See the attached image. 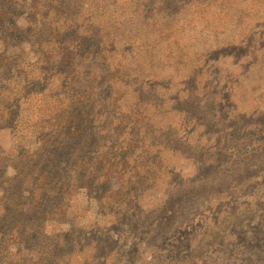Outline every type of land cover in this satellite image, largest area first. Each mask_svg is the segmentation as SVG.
<instances>
[{
  "label": "trees",
  "instance_id": "trees-1",
  "mask_svg": "<svg viewBox=\"0 0 264 264\" xmlns=\"http://www.w3.org/2000/svg\"><path fill=\"white\" fill-rule=\"evenodd\" d=\"M13 16L27 22L31 50L3 60L25 70L16 73L20 93L0 92V132H10L18 147L34 140L42 154L26 150L10 181L0 168V264H19L7 261L15 246L46 263L52 249L57 260L51 264H116L134 235L145 230L139 234L145 240L146 225L164 204L202 187L226 190L238 174L264 167L263 147L241 158L230 183L224 181L230 176L186 182L145 199L185 169L165 143L177 122V98L188 100L185 106L216 99L220 109L222 93L230 92L238 102L264 107V0H0V24ZM92 37L94 57L82 53V40ZM93 58L99 65L87 68ZM88 76L95 84L79 94L77 84ZM157 94L168 103L156 105ZM29 106L42 107V129L27 115ZM113 178L118 184L109 191ZM76 192L95 210L87 222L98 217L102 224L60 230L61 219L76 213ZM150 202L149 215H138ZM133 216L138 225L114 251L106 243L112 228ZM236 227L227 223L210 243L231 240ZM103 256L106 263L97 262ZM176 256L167 264H178Z\"/></svg>",
  "mask_w": 264,
  "mask_h": 264
},
{
  "label": "rangeland",
  "instance_id": "rangeland-1",
  "mask_svg": "<svg viewBox=\"0 0 264 264\" xmlns=\"http://www.w3.org/2000/svg\"><path fill=\"white\" fill-rule=\"evenodd\" d=\"M2 25L0 24V92L20 93L22 90L17 82L19 75L16 73L19 69L25 70V68L8 66L3 63V60L8 59L7 57L28 55L31 50L32 35L23 17L13 16L5 22L4 26ZM82 42V53L85 52L94 57L93 49L95 50L96 47L93 46L97 45L96 38H86ZM78 55L79 53L73 56V64H78ZM41 56L43 61L48 63L47 55L43 50ZM89 65L96 67L99 62L93 58L87 64V68ZM92 78L84 77L85 84L78 82L76 92L81 94L80 92L93 87L95 81ZM22 79V83L28 80L26 77ZM232 95L233 93L230 92L222 93L220 109L217 107L216 99L211 101L215 103L199 106H185L183 102H189L181 98L174 101L178 103L177 122L168 132L165 143L168 149L175 151L174 156L169 157L184 160L185 169L176 171L174 174L176 178L165 191L156 195L147 194L145 197L147 201L153 196L162 197L186 182L195 184L216 181L220 176H230L234 172L232 169L240 164L241 158L246 153H256L264 147V107L253 102H238ZM153 97L156 105L168 103L167 99L160 94ZM26 109L27 115L35 118V127L42 129L43 126L38 119L42 107L29 106ZM234 138L239 139L238 143ZM189 139L191 143H188ZM225 139L228 140L224 146ZM26 150H29V155L41 153L34 140L31 139L28 144L18 147L10 132H0V168L3 167L5 170L6 181H10L18 173L19 163H22L19 161L25 158ZM238 151L241 153L236 155ZM259 160L260 158L252 159L254 163ZM253 170L255 173L252 172L249 176L246 173L238 174L237 180L226 190L216 186L208 189L202 187L198 192L191 190L164 204L160 211L158 210L157 218L146 225L145 240L139 237V234L145 230L139 231L140 233L134 235L126 245L127 247L134 239L140 245L145 241L147 246L150 245V249L144 252L141 260L135 264H167L173 255H177L178 264H250L253 259H261L253 264H264V167L255 166ZM234 176L236 174L230 176L227 182L222 179L225 183H230ZM117 184L116 179L113 178L108 190H113ZM199 192L201 194H198ZM80 194L82 193H72L77 207L76 213L71 219H61L58 225L60 230H84V226L89 227L93 223L102 224V220L98 217H95V222H87L91 216L94 218L95 210L79 196ZM154 207V202H150L147 206L140 207L137 214L145 218ZM249 208L253 210L246 212ZM124 222L127 224L120 230L119 227ZM137 223L138 217L134 218V216L128 220H117L115 227L112 228L113 236L107 238V246L115 251L116 245L118 247L120 241H125L126 236L134 231L130 229L138 225ZM227 223H237L234 229L236 231L231 233L233 238L212 245L210 242L213 235ZM95 240L97 239L90 238L89 242ZM151 240L153 243H150ZM15 248L12 247L7 261H19V264H41V262L51 264L57 260L52 249L45 254L46 263L30 253L27 257L26 253L19 252L18 247L15 246ZM128 251L125 250V254L119 259L121 264H130L131 261L134 264L133 251L131 253ZM0 258H2L1 252ZM101 261L106 263L107 259L103 256L97 260L99 263Z\"/></svg>",
  "mask_w": 264,
  "mask_h": 264
},
{
  "label": "flooded vegetation",
  "instance_id": "flooded-vegetation-1",
  "mask_svg": "<svg viewBox=\"0 0 264 264\" xmlns=\"http://www.w3.org/2000/svg\"><path fill=\"white\" fill-rule=\"evenodd\" d=\"M193 192L197 191V190H192ZM147 241L150 239H146ZM150 243H153V241L151 240ZM149 243V244H150ZM129 248L132 249V259H133V263L135 264V262H138L141 260V255L146 252L147 250L150 249V245L147 246V242L145 241L144 244L140 245L138 244V242L134 239L133 242L129 243L127 247H125V250H129ZM116 264H121V262H116Z\"/></svg>",
  "mask_w": 264,
  "mask_h": 264
}]
</instances>
